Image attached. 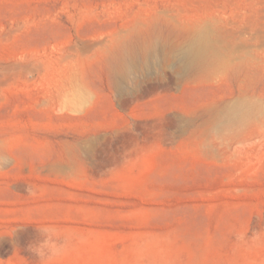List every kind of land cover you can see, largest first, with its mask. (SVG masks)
Masks as SVG:
<instances>
[{"label": "rangeland", "instance_id": "374dc122", "mask_svg": "<svg viewBox=\"0 0 264 264\" xmlns=\"http://www.w3.org/2000/svg\"><path fill=\"white\" fill-rule=\"evenodd\" d=\"M0 264H264V0H0Z\"/></svg>", "mask_w": 264, "mask_h": 264}, {"label": "bare ground", "instance_id": "6f19581e", "mask_svg": "<svg viewBox=\"0 0 264 264\" xmlns=\"http://www.w3.org/2000/svg\"><path fill=\"white\" fill-rule=\"evenodd\" d=\"M191 22H192L191 23L192 27L195 30H198L203 25V21H201V20H195V21H191ZM109 35H110V33H109ZM115 37H117V36H115ZM115 37L111 36L108 39H105L103 42V45L107 47V45L109 43H111L115 40ZM102 38L98 39V41L101 43H102ZM90 40H92V39H90ZM93 40L97 41V39H93ZM95 41H93V43H95ZM90 43H91V41H90ZM101 43H98V44H101ZM89 45H91V44H89ZM99 47H100V45H99ZM60 52H61V50H60ZM72 56H74L73 53L69 54V52L67 53L65 51H62L60 54L57 55L56 60H55V66H54L55 79H54V83H52V84L49 82L50 81L49 73L52 69V63L53 62L51 60V57L48 56V54L46 52H42V53L33 52V51L22 52L20 58L17 61H15L13 64H11L9 67L13 68V69H18L19 72H21L25 77H28V76L35 77L36 76V77L40 78V80L45 81L43 92H42V95L40 98V102L48 103V104H52V105L64 108L67 105L66 98L68 97L67 94L70 91L71 85H72L70 82V78L66 73V72H68V66H69L68 63L70 62V61L69 62H67V61ZM204 147L210 148L209 146H204Z\"/></svg>", "mask_w": 264, "mask_h": 264}, {"label": "clouds", "instance_id": "9594fccd", "mask_svg": "<svg viewBox=\"0 0 264 264\" xmlns=\"http://www.w3.org/2000/svg\"><path fill=\"white\" fill-rule=\"evenodd\" d=\"M39 238L29 245V249L36 253L40 259H47L59 255L62 250L63 238L57 229L52 226H41Z\"/></svg>", "mask_w": 264, "mask_h": 264}]
</instances>
